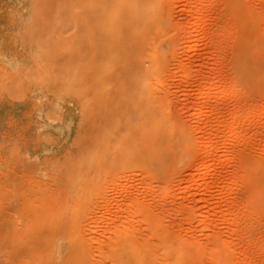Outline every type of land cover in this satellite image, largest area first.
I'll return each instance as SVG.
<instances>
[{
    "label": "rangeland",
    "instance_id": "rangeland-1",
    "mask_svg": "<svg viewBox=\"0 0 264 264\" xmlns=\"http://www.w3.org/2000/svg\"><path fill=\"white\" fill-rule=\"evenodd\" d=\"M189 1L191 0H0V264H36L35 262L40 259L41 255L44 254L43 251L45 252L49 247L46 236H48V234L52 230L63 227L65 220L69 221L71 224L81 223L82 225L80 224V227L82 228H84L83 224L85 223V227L87 228V230L90 227L103 229L110 226L109 224H111V222L109 221L111 219L109 220V218H111L116 209L118 210V207L119 209L121 207H124L122 206L124 201L123 197L127 198V195L135 194H140L141 197L144 196L142 200L146 198V208L148 206H151L150 208L153 210L152 212V210L148 207L149 210H145L143 212V216L141 215V213L139 215V212L137 213L139 216L133 212L134 215H137L135 218L136 220L137 217L144 219H138L137 222L138 225L141 223L140 226H145L146 224H148L151 227H156V224L158 226V222L161 221L160 223L162 224V227H182L183 230H185L186 228L188 229L190 226L193 227L195 225L194 228L198 229L200 227L201 229L202 223L203 225H206V223L209 221L208 219H210L212 216V218L214 219L211 220L214 222L216 221L215 225H217V227H215L221 229V231H223V234L228 235L231 224H229L227 221H224L223 218H230V215L232 216V214H225L228 213L225 210H228V206H230L232 202H234L235 205L238 204L237 206H234L237 209L242 206L240 208L241 210L239 209L238 211V213L240 212L239 215L241 216L242 220L239 219L240 227L239 230L236 231V235L238 234L237 238L241 237L243 239L242 241L245 243L244 245H242V247H236L235 250L239 252L236 251L235 253L234 250V253L236 254L234 255V257L239 256L237 259L241 261L246 252L245 250L251 249V251H253L255 255L253 261L248 264H264V252H262L264 251V210H262V213L260 214L262 216L260 217L261 219H259L258 215H256L258 213L256 209H252L256 213L254 211H251L250 208L248 211V209H246L248 206V197L246 196L248 195V192L243 193L246 192L245 188L244 191L241 190L239 191L240 193L237 192L236 194L231 192L230 190L228 191L230 180L227 179L234 169V171H236V169L238 168V172H241V169H239L240 166L238 167V162L231 161L233 163H230L228 160V155L230 154V150L232 148L239 150L241 149L243 151L245 150L244 152L249 157V160L253 161V163L259 156L262 157H259L258 159L261 158V160L264 161V34L259 31V26L261 27V25L259 24L264 19L263 16H261L262 20L259 17L264 13V0H232V2L230 0H222V2L225 3L224 5L221 3V7L219 6V8L216 9H207V16L209 20L207 22L208 26L206 25L205 27L208 29H214L220 34L223 33L222 35L225 36V39L227 41V48L225 50V54L227 56H225V62L229 69L227 72V76L231 78V80L233 78V83L235 82L233 88H230L229 85L224 88L223 95L220 98H216V94L218 92L217 88L212 89L209 94L202 96V93L206 89L207 83H195L190 79H188L187 81L183 80L182 82L180 76H178L179 74L176 70L177 67L175 68L174 62H177L175 61L177 57V59L179 60L187 59L188 61H190L193 65V68H195L196 70L201 69L204 64L201 59L202 55H206L207 57H209V67H211V70L217 67V65L215 64V54L210 49L209 45L210 43H214L215 38L203 37L205 28L203 23L198 22L200 11L196 7L197 5L194 3L196 1L193 0V7L190 10L191 12H189V8L187 7V3ZM233 2L234 6H232V4V7L230 8L229 6ZM207 7L208 6H206V8ZM262 10L263 13L261 12ZM252 12L255 15H258L259 12L262 13L258 17H254L256 18L257 23L253 20ZM235 20H239L240 22L236 21L239 24L244 23V25L242 26L240 24L241 27L238 25V23H236L235 25H238L236 28L240 29V31H237V34H235V36H239L238 40L241 44L240 49L228 43V40L231 38L229 37L231 36V33H229L231 29L230 24H232V21H234L233 24H235ZM228 23L229 25H227ZM214 24H218L216 26L217 28L214 26ZM189 30H191V34L193 36L191 34L189 36L184 35ZM244 34H247V37L245 36L244 38ZM126 35H128L129 38H127ZM141 35L143 36L141 37ZM226 35L228 36V38H226ZM136 36H139L141 38L139 39ZM154 36L157 38L159 45H161V51L166 55L167 61H170L169 63L172 64H168V66L171 67H169V69L172 70H170V72L168 73L169 75H171L168 76L169 78L166 77L167 75H165L166 81L164 82L169 87L167 89V93L166 89H160L161 92L164 91L163 94L159 93V89L152 88L155 91V94L151 93L153 91L152 89L151 91H149V94L151 93V98L149 99V102L148 100L146 101L147 105H149L150 107L154 106L152 107V109L160 112L161 108L164 107L162 105L166 104L165 106L167 110L173 116H176V118L178 119L183 118V120L180 119V121L190 124L191 133H187V131H185L186 135H183V140H185L184 142L181 138L183 137L182 134L184 132H182V130L184 129L175 128L173 133L175 148L170 151L171 153L169 152L164 156L162 155L159 159L145 160V156L140 153L141 151H143L141 146H138L136 148L133 144H131L133 146L132 149L130 148V146H126L125 149L117 148V143L114 140V133L112 132L113 126L115 125V120H113L114 116L112 114L114 112V109H121V106H123V104L124 107L127 108V99L125 102L126 96L128 95L131 99V97L136 94L135 92L137 89L127 87V85L124 84L121 85L122 88H119V83H117L118 87H116L115 81H112L111 78H109L110 76L108 73V75H106L109 76L107 79L106 76L100 75L101 73H98V75L94 74L95 76H97L96 78L94 75H90L91 73L93 74L95 70L94 66H98L96 60L99 58L96 59V55L97 57L101 56L104 58V56H106L105 54H109L107 56V59L109 60V57L111 55H122L126 54L125 52L127 51V54H130V51L132 53L131 49L133 47L134 50L137 49L138 46V49L142 51V46L145 45L148 37L149 39L151 37L154 39ZM25 37L28 39H25ZM97 37H99L100 39ZM131 37L133 39L129 40L131 39ZM191 38L192 40H195L196 47L190 57L188 56L187 46L191 44V41H188ZM98 40H100V42ZM57 41H59L60 43H58ZM129 41L132 42L129 43ZM137 41L143 42H139L140 45H138L136 44ZM79 42H81V46L77 45V43ZM126 42L129 43V45ZM134 43L136 45H134ZM86 45L88 48L86 47ZM57 47L60 49H58ZM102 47L107 48V51L106 49H104V51H106L104 52ZM127 47L129 49L126 50ZM86 48L88 50H86ZM48 49L51 50L48 51ZM59 50L61 51L60 53H58ZM85 50L87 52H85ZM95 50L97 51L95 52ZM233 50H236V52H240L241 54H243L242 58H244L239 65L240 71H237L238 68H234L236 67L234 66V61L229 57L230 54L231 56H233L236 53ZM115 51H117V53ZM44 52L49 56H47ZM48 52L50 53L48 54ZM54 58H58L60 62H58V59L57 61L55 59L53 62L56 61V63L58 64L53 63L51 59ZM69 58L70 63L68 64ZM83 58H86L87 61L89 60V62L91 61L90 63L93 66ZM93 58H95V60ZM63 59H65V62ZM104 59H106V57ZM106 60H102L104 64H101L100 62L99 63L101 65H106ZM61 61L65 64H63ZM61 63L63 67L60 65ZM52 64H54V66ZM50 65H52V67ZM69 65H72V67L70 66V69L68 67ZM85 65L87 66L85 67ZM90 65L94 67V69ZM58 66L59 68L61 67L60 69L62 71L58 68ZM77 66L78 68H76ZM79 66L80 68H82L80 69ZM37 67L38 69H36ZM73 67L75 68V71H73ZM90 67L91 73L89 72ZM64 68L68 69L66 70ZM173 68L175 70H173ZM39 69L41 70V72ZM77 69L78 72L83 71L86 74L84 76L83 72L79 73L80 75L77 74ZM105 69H108V67ZM95 71L97 72L98 69H96ZM100 71L103 72L102 69H100ZM172 71L174 72L172 73ZM62 72L63 76L65 75L64 77L61 76ZM87 72L89 73V77L93 80L85 79V81L84 79H82L88 76ZM67 73L70 74V76ZM73 73H76V75H74ZM30 74L33 75L31 78ZM51 77L53 78V80H51ZM80 77L82 80H84V83L81 82L82 80H79ZM71 78L73 81L70 80ZM167 78L169 81L167 80ZM18 79L19 81H16ZM109 79L114 83H111L112 85L110 86V90L113 89L112 86H114V89L116 87L115 91L119 89L117 91L119 95H125L122 98H119V96L117 97L119 98V102L118 100L114 99L115 97L113 98V95L111 99H109L111 94L109 96L107 94V97L109 98H105V100H112L111 103L108 102L109 100L105 102V100L101 99V103H106L104 104V107H106V109V105H109L108 109H110L109 111H111V115H108L107 112V117L111 116V118H113H108V121L110 120L111 125H108L109 127H105L107 128L106 130L104 129L103 121L106 123L107 119H100L101 116L106 117V113H103V104L101 105V109L99 110V105L101 103L99 105L97 103L96 105H98L99 107H96V105L91 101H96L94 99H98V90L95 91L96 88L94 87H97V85H100V83L102 84L101 88L99 89L97 87L99 90H102L100 95L108 92L107 87L108 85H110L109 82H111ZM3 80H5V82ZM179 80H181L180 84ZM85 82L87 83V86L85 85ZM92 82L94 86L90 87V85H92ZM16 85L17 87H14ZM72 87H75V89ZM104 87L106 88V90ZM124 87L128 88V90H125ZM77 88L81 89V94L84 92L83 96L79 93L80 89ZM123 90H125V93H123ZM130 90H132L133 92H131ZM77 91L79 94L77 93ZM104 91L106 92L104 93ZM156 91L162 97L164 96L162 100H160L162 97L159 99L160 96L156 93ZM89 92H92L94 96H90ZM117 92H114V95H118ZM156 94L158 95V99H155L157 98L155 96ZM165 95L169 97L167 100L165 98ZM99 97L101 98L102 96ZM120 99H123V103L120 102ZM169 99L172 100L169 101ZM114 100L116 101L115 104L118 106L114 104ZM164 100H166L164 104L158 105L159 102L163 103L161 101ZM167 101H169L168 104L166 103ZM235 101H238L241 105L237 108V113L240 118L237 119V123L240 125L241 123L242 125L244 123V129L241 134L242 136L240 135L239 137H236L233 140L232 144L229 145L230 147L232 146V148L230 149V147L227 146L226 138L228 134L227 129H229L230 125L232 124L229 115L231 112V107H235L233 103ZM92 103L94 104V106ZM249 103H251L252 105L250 106ZM174 104H176V106ZM247 104L248 106L253 108V110L251 109V114H249V117H247L246 119L245 111L248 107ZM110 105H114L115 108L114 106ZM168 105L169 107H167ZM234 107H232V109ZM219 108L221 111H219L218 115L221 116L218 117L216 116V111L218 112L217 109ZM91 109H97L98 111H95L99 113L96 114V112L93 111V116L91 117ZM118 109H115V111H118ZM128 110L129 109L127 108V111ZM100 113L104 115H100ZM129 113L131 116V112ZM98 115L100 116V118H98ZM87 118L88 120H86ZM92 121H94V123ZM99 122L102 123V126ZM108 124L110 123L108 122ZM122 124L123 122L120 123V127H122ZM216 126L224 128L222 129L219 138L214 137V139H217V142L215 143L216 149L214 148L217 151H214L212 154H206V156L203 157L201 156L200 158L199 151L201 150L199 149L204 147L203 141H209L211 140L210 138H212L213 140L214 134H212V130L214 132L213 128H215ZM194 128L195 130H193ZM96 131H98V134H100L96 135ZM101 131L102 133L105 132L106 134L104 135L105 137L103 138V140L102 138H100V141L98 136L102 137ZM86 133L91 134L87 136ZM94 137L96 138L95 140ZM194 138L196 139L194 140ZM102 141L106 143H103L104 145L103 147H101L102 149H100L99 147L100 150L98 151L97 145L98 143H102ZM83 143H85V145ZM113 144H115L114 148L116 150L113 148ZM86 145H92L93 147H88ZM103 148H108V156L106 155L104 157L102 155L104 153ZM138 148L140 149V151L134 150ZM254 148L258 149L256 150ZM94 149L95 154H99L98 152H100L99 155L101 158L97 155V157L95 156V154L93 153ZM89 150L92 151L91 155L95 157L96 161L94 158H92L91 155H89L90 153L88 154L89 156H87L86 153H88ZM110 150H112V152ZM121 150H123L124 153ZM79 152L82 153L80 154ZM245 153L244 155H246ZM119 155H122V157L118 158L117 156ZM110 156L112 158H110ZM253 156L257 158H254ZM87 157H89V159H92L89 161ZM99 160H102V164H104L102 165L101 162L99 163ZM82 162L85 163H83L84 166ZM91 163H94V165L96 164L95 166L93 165L94 170L93 167H90L92 166ZM77 164L79 165L77 166ZM89 164L90 166H87ZM81 168L83 169L84 173ZM84 168L87 170V172L86 170H84ZM231 168L234 169L232 170ZM254 168L258 169V167L256 166ZM68 169H70L69 172ZM262 169L263 172H261ZM72 170L78 172H76L77 175L74 177H76L79 182L76 181V179H73V175L76 173H74ZM91 170L94 172H99V175L96 173L97 176H94V172H89V175L88 171ZM145 170L155 180L152 185L146 183L145 181V176L141 172L143 171V173H146ZM85 172L87 174H85ZM218 172L223 173L221 174ZM157 173H159L160 175ZM254 173L257 178H259V183L261 182V188L264 189V167L259 168V170L254 171ZM58 174H60L61 176H59ZM79 174L80 179H78ZM220 176L225 179V182L223 181L224 183L221 182L222 184L218 183L220 181L218 177ZM86 178H89V180L87 179L86 181ZM74 180L76 184L74 183ZM59 181L62 183H60ZM207 181L211 182L213 188L211 187L210 182L208 183L209 185L206 186ZM73 183L75 185H78L80 189L76 188V186H72ZM94 183L95 185H93ZM161 184H164V187ZM61 186L62 188H65V193L63 190H61ZM70 186L75 188V190H73V188H67ZM158 186H162L163 189L161 190ZM207 187H209L210 191ZM57 188L61 190L60 193L62 192L61 194L64 196L63 197L60 194V196L64 198L63 199L61 197V202L56 200L57 198H55L56 196H59V191H57ZM81 189H84V191L86 190V192L87 190L88 192L91 191L89 193H92V196L94 198L91 197L90 199L91 195L88 194L90 195L89 198L84 200V198L88 196L84 197L83 191ZM72 190L73 192H76H74L75 194L70 195ZM19 191L21 193H18ZM151 191L152 193H149ZM43 192L46 194H44ZM203 192L206 193L207 196ZM227 192H229L230 194ZM56 193L58 195H56ZM17 194L21 196H18ZM147 194L153 195L149 196ZM148 196L150 197V199L148 198ZM234 197L237 198L233 199ZM203 198H205V200ZM33 199L36 202H34ZM151 200L152 202L154 200L153 203L155 205L151 203ZM30 201L32 202L31 204ZM54 201H56L55 203L58 204L55 205ZM51 203L54 204V208H51V206H53ZM180 203L183 204L182 206L187 205V207H183L180 211ZM260 203L263 204L264 208V195L261 198ZM62 204H67V208L65 207L66 205L63 206ZM68 205H73V209L72 207L68 208ZM84 205L85 210H83V208L82 210L86 212H84V217H82L80 216L81 213L79 212L78 208L84 207ZM57 206H59L58 209L56 208ZM74 206L77 207L75 208ZM166 207L168 208L165 209ZM64 208H66V210L68 209L66 213ZM184 208L186 210H190L193 208V210L196 211L194 217L190 218L186 211L183 212L185 210ZM212 208L216 211L215 213L212 212L213 214L209 213V211H212ZM52 209L54 211H52ZM154 209L157 210L155 211ZM243 211L244 213L242 214L241 212ZM62 212L66 216L63 215ZM78 212L80 214H78ZM178 212H181V214H179ZM56 213H58V215H55ZM87 213H89L88 217ZM93 214L95 216V221H93L92 218ZM50 215L52 216V218ZM122 215H125V212ZM68 216H70V218ZM79 216L81 217V219L83 218L81 221ZM245 216L246 219H244ZM75 217L77 218L75 219ZM184 218H187L190 221H186L187 219ZM255 218L258 220H256ZM26 219L29 221V223ZM62 219H64V222ZM54 221H56L57 223H55ZM219 223H221L222 225ZM87 224L89 225V227ZM92 225L95 226L93 227ZM100 225L103 226L101 227ZM24 227L26 231L24 230ZM28 227H30V229ZM200 229L195 230L196 234H194L193 236H197L196 238L199 237L198 239L200 241L206 242V239L209 237L205 235L203 228L201 230ZM225 235L223 236L225 237ZM225 238L230 239V237ZM234 238L236 239V237ZM43 240H45V242ZM247 241H250V243H248ZM43 243H45L44 246ZM246 243H248L250 246ZM34 248L37 249L35 250ZM31 250L35 252L33 253L34 255L37 254L35 256L31 254L32 256H34L32 257L34 258V260L37 256V260L35 262L32 259L33 263L30 261V252H32ZM27 252L29 254H27ZM255 256L258 258H256ZM199 257L190 256L187 258L184 264H203L202 262H206V260H204L205 257H207L206 255H203L200 258ZM26 259L30 262L26 261ZM57 260L59 259H53L51 260V262H55ZM240 263L247 264L242 261Z\"/></svg>",
    "mask_w": 264,
    "mask_h": 264
},
{
    "label": "bare ground",
    "instance_id": "bare-ground-1",
    "mask_svg": "<svg viewBox=\"0 0 264 264\" xmlns=\"http://www.w3.org/2000/svg\"><path fill=\"white\" fill-rule=\"evenodd\" d=\"M196 2H194L197 6V8L199 9V11H200V16H199V18H198V22H200V23H203V25H204V28H205V31L203 32V37L204 38H212V37H214L215 38V41H214V43L212 44V43H210L209 45H210V49L214 52V56H215V64L217 65V67L216 68H214V69H212L211 70V67H209L210 65H209V57H207L206 55H202V61H203V67L201 68V69H198V70H196L195 68H193V65H192V63L190 62V61H188L187 59H177V57H176V59H175V61H177V62H174L175 63V68L177 67V73L179 74H177L178 76H180V79L182 80V82H183V80L185 81H187L188 79H190V80H192V82H195V83H207V85H206V89H205V91L202 93V96H205V95H207V94H209L210 92H211V90L212 89H214V88H217L218 89V92H217V94H216V98H220V97H222V95H223V90H224V88H226L228 85L230 86V88H233L234 87V83H233V78H232V80H231V78H229L228 76H227V72H228V67H227V64H226V62H225V59H226V57L225 56H227L226 54H225V50H226V45H227V41H226V39H225V36L224 35H222L223 33H219V32H217L216 30H214V29H208V28H206L205 26L207 25V22H208V16H207V9L209 8H214V9H216V8H219V6L221 5V3L224 5V3L222 2V0H195ZM231 2H232V0H230ZM233 4V5H232ZM234 6V2L233 3H231L230 4V8L232 7V6ZM20 6V5H19ZM206 6H208L207 8H206ZM253 6V5H252ZM251 6V7H252ZM263 6V5H262ZM187 7L189 8V12H191L190 10H191V8L193 7V0H191V1H189L188 3H187ZM221 7V6H220ZM238 7V6H237ZM250 7V6H249ZM254 7V6H253ZM256 7V6H255ZM261 9H262V7H261ZM230 10V9H229ZM249 10H250V8H249ZM253 10V9H252ZM251 10V11H252ZM257 10V9H256ZM208 11H210V10H208ZM259 11V10H258ZM257 11V12H258ZM248 12V11H247ZM254 12V11H253ZM252 12V16H253V20L254 21H256V18H254V17H258L260 14H262L263 13V10L261 11L262 13H260L259 12V14L258 15H255L254 13ZM249 13V12H248ZM256 13V12H255ZM257 14V13H256ZM19 15V14H18ZM209 15V14H208ZM247 16V15H246ZM261 16H263V18H264V13H263V15H260L259 17L261 18ZM244 17V16H243ZM249 19H250V17H249ZM248 20V19H247ZM261 20H262V18H261ZM260 20V21H261ZM236 21H238V22H240L239 20H235V24H233V22L234 21H232V24H230L231 25V29H230V31H229V29H228V31H229V33H231V36H229V37H231L229 40H228V43L229 44H231L232 46H234V47H236V48H238V49H240V46H241V44H240V42H239V40H238V38H239V36H235V34H237V31H240V29L238 28H236L238 25L240 26V24L238 23V22H236ZM243 21V20H242ZM259 21V22H260ZM219 22V21H218ZM215 23V22H214ZM217 23V22H216ZM236 23H238V25L237 26H235L236 25ZM252 23V22H251ZM253 23H255V22H253ZM256 23H257V21H256ZM209 24V23H208ZM218 24H214V26L216 27ZM227 25H229V23L227 24ZM242 25H244V23L243 24H241V26ZM259 25H261V27L259 26ZM258 26H259V31H261L263 34H264V19L260 22V24H259ZM208 26V25H207ZM240 26V27H241ZM228 27H230V26H228ZM250 27V26H249ZM217 28V27H216ZM224 28V27H223ZM28 29V28H27ZM246 29V28H245ZM223 30V29H222ZM26 31V30H25ZM236 31V32H235ZM260 32V33H261ZM248 33V32H247ZM187 34V35H186ZM186 34H184L185 36H189L190 34H191V30H189ZM192 35V34H191ZM25 36V35H24ZM127 36V38H129L128 37V35H126ZM140 36V35H139ZM139 36H136V37H138L139 39L143 36V35H141V37H139ZM193 36V35H192ZM227 36V35H226ZM244 36V38H245V36L247 37V34H244L243 35ZM28 37V36H27ZM113 37V36H112ZM161 37V36H160ZM159 37V38H160ZM97 38H99V37H97ZM110 38V37H109ZM187 38V37H186ZM226 38H228V36L226 37ZM240 38H241V36H240ZM25 39H28V38H26L25 37ZM100 39V38H99ZM133 38L131 37V39H129V40H132ZM139 39H136V40H139ZM23 40V39H22ZM37 40V39H36ZM53 40V39H52ZM108 40V39H107ZM126 40H128V39H126ZM185 40V39H184ZM56 41V40H55ZM54 41V42H55ZM99 42H100V40H98ZM188 41H191V44H189L188 46H187V50H188V56H190L191 57V54H192V52H193V50L195 49V47H196V44H195V40H192V38L191 39H189ZM230 41V42H229ZM27 42V41H26ZM25 42V43H26ZM53 42V43H54ZM58 43H60L59 41H57ZM83 42V41H82ZM92 42V41H91ZM104 42V41H103ZM125 42V41H124ZM123 42V43H124ZM128 42V41H127ZM126 42V43H127ZM132 42V41H131ZM130 41H129V43H131ZM140 43H142L143 41H139ZM139 42L137 41L136 42V44H138V45H140L139 44ZM32 43V42H31ZM36 43H37V41H36ZM46 43H47V41H46ZM56 43V42H55ZM80 43V44H79ZM79 43H77V45L78 46H81V42H79ZM96 43H98V42H96ZM102 43V42H101ZM129 43H127L128 45H129ZM52 44V43H51ZM57 44V43H56ZM75 44H76V42H75ZM74 44V45H75ZM92 44V43H91ZM125 44V43H124ZM133 44V43H132ZM135 43H134V45H136ZM228 44V45H229ZM49 45H50V41H49ZM48 45V46H49ZM93 45H95V44H93ZM126 45V44H125ZM131 45V44H130ZM72 46V45H71ZM84 46H85V44H84ZM133 46V45H132ZM86 47H87V45H86ZM58 48V47H57ZM88 48V47H87ZM86 48V50H88ZM93 48H95V47H93ZM103 48V51H104V49H106V51H107V48H105V47H102ZM110 48V47H109ZM130 48H131V46H130ZM134 48V47H133ZM133 48L131 49L132 50V53H134V54H132L131 53V51L129 52L130 54H127L128 53V51L127 52H125L126 54H122V55H111L110 57H109V60L107 59V56L109 55H107V54H105L106 56H104V58L106 57V59L108 60H106V59H104L103 57H97V55H96V59L97 58H99V59H97L96 60V62L98 63L97 65L98 66H94L95 67V70L96 69H98V71H100V69H102V71L104 72H96L95 70H94V72H93V74L90 72V69H91V67L93 66L90 62H89V60L87 61V59H86V61L89 63V64H91L90 66V68H89V72L91 73V75L90 76H93L94 74H96V75H98V73H101L100 75H104V76H106V75H108L109 74V76H106V79L109 77V78H111V80L113 81H115V86L116 87H118V84L117 83H119V85H120V87L119 88H122V84H124V85H127V87H131V88H136L137 90H136V94H134L132 97H131V99H130V97L127 95L126 96V98H125V102H126V99H127V108L129 109L128 111H127V108L126 107H124V104H123V106H121L122 108V110L121 109H118V108H115V106L114 105H110V106H114V108L115 109H118V111H115V109H114V112L112 113L113 114V116H114V119L113 118H111V116H109L110 117V119H113V120H115V125L113 126V135H114V140L116 141V143H117V148H119V149H125V147L127 146H130V148L132 149V145L131 144H133L136 148L139 146H141L142 147V150L143 151H141L140 153H142L144 156H145V160H147V159H159L162 155L164 156L165 154H168L170 151H172L174 148H175V143H174V141H173V133H174V129L175 128H179V129H184V130H182V132H184L185 133V131H187V133H191L190 131H191V126H190V124H187L186 122L184 123L183 121H180V119H182L183 120V118H176V116H173L168 110H167V108H166V104L165 105H162V104H164V102L169 98L168 96H166L165 98H166V100H164V101H161V102H163V103H160L159 102V104L158 105H162V106H164L163 108H161V111L160 112H158V111H156V110H154V109H152V107H154V106H152V107H150L149 105H147V100H148V102H149V99L151 98V96H150V94L152 93V94H155V91L152 89V88H154V89H159V91H160V89H163V90H165L166 89V93H167V89L169 88L168 87V85L164 82V81H166V77H168V76H171V75H169L168 73L170 72V70H172V69H169V67L170 66H168V64L169 65H172V64H170L169 62L170 61H167V58H166V55L165 54H163L162 53V51H161V45H159V42L157 41V38L154 36V39L151 37L150 39H149V37H148V39H147V41H146V43H145V45H143L142 46V51H140V49H138V46H137V49H134L133 50ZM58 49H60V48H58ZM116 49V48H115ZM127 49H129L128 47L126 48V50ZM231 49V48H230ZM49 50H51V49H48V51ZM63 50V49H62ZM71 50H73V49H71ZM85 50V52H87ZM100 50V49H99ZM98 50V51H99ZM138 50V51H137ZM45 51V50H44ZM93 51V50H92ZM97 50H95V52H96ZM102 51V52H103ZM106 51H104V52H106ZM113 51V50H112ZM112 51H111V53H112ZM120 51V50H119ZM134 51V52H133ZM167 51V50H166ZM177 51V50H176ZM228 51V50H227ZM234 51V50H233ZM61 51L59 50V52L58 53H60ZM64 52V51H63ZM78 52V51H77ZM116 53H117V51H115ZM168 52V51H167ZM234 52H236V50L234 51ZM45 53V52H44ZM50 52H48V54H49ZM73 53H75V52H73ZM91 53H93V52H91ZM46 54V53H45ZM54 54V53H53ZM63 54V53H62ZM80 54H82V53H80ZM88 54H89V52H88ZM120 54V53H119ZM176 54H177V52H176ZM47 55V54H46ZM64 55V54H63ZM71 55V54H70ZM94 55H95V53H94ZM93 55V56H94ZM173 55V54H172ZM233 55V54H232ZM47 56H49V55H47ZM171 56V55H170ZM180 56V55H179ZM242 56H243V54H241L240 52H236L233 56H231V54H230V58L234 61V66H236V67H234L235 69H237V71L239 70V68H240V64H241V61H242V59L244 58H242ZM65 57V56H64ZM73 57V56H72ZM91 57V56H90ZM173 57V56H172ZM42 58V57H41ZM66 58V57H65ZM95 58H93L94 60H95ZM103 58V59H102ZM183 58V57H182ZM229 58V59H230ZM249 58V57H248ZM56 59V61H57V59L58 58H54V59H51L52 60V62L54 61ZM76 59V58H75ZM84 59V58H83ZM84 59V60H85ZM104 61V60H106V62L105 63H107L106 65H101V64H104V62L102 61V60ZM207 59H208V61H207ZM64 60V62H65V59H63ZM62 60V61H63ZM99 60V61H98ZM49 61V60H48ZM56 61L55 62H53V63H56ZM61 61V62H62ZM67 61H68V58H67ZM66 61V62H67ZM78 61H80V60H78ZM227 61V60H226ZM249 61V60H248ZM247 61V62H248ZM45 62V61H44ZM58 62H60L59 61V59H58ZM84 62V61H83ZM101 64H100V63ZM103 62V63H102ZM63 63V62H62ZM62 63L60 64L62 67H63V65H62ZM70 63V58H69V62H68V64ZM71 63H73V62H71ZM81 63H82V61H81ZM87 63V64H88ZM56 64H58V63H56ZM55 64V65H56ZM63 64H65V63H63ZM75 64V63H74ZM78 64V63H77ZM226 64V65H225ZM19 65V64H18ZM53 66H54V64H52ZM52 65H50L51 67H52ZM38 66V65H37ZM49 66V67H50ZM70 66L72 67V65H69L68 67H69V69H70ZM75 66V65H74ZM83 66H84V64H83ZM87 65H85V67H86ZM105 66V67H104ZM19 67V66H18ZM94 67H92L93 69H94ZM99 67H101V68H99ZM102 67H104V68H102ZM108 67V69H105V68H107ZM232 67V66H231ZM44 68V67H43ZM47 68V67H46ZM55 68V67H54ZM58 68H59V66H58ZM57 68V69H58ZM61 68V67H60ZM59 68V69H60ZM74 68V67H73ZM76 68H78V66L76 67ZM79 68H80V66H79ZM82 68V67H81ZM80 68V69H81ZM171 68V67H170ZM243 68V67H242ZM31 69V68H30ZM36 69H38V67L36 68ZM56 69V68H55ZM58 69V70H59ZM63 69V68H62ZM64 69H68V68H64ZM72 69V68H71ZM79 69V70H80ZM231 69V68H230ZM40 70V69H39ZM46 70V69H45ZM61 70V69H60ZM59 70V71H60ZM65 70V71H66ZM73 70V69H72ZM87 70V69H86ZM108 70V71H107ZM173 70H175L174 68H173ZM15 71V70H14ZM18 71V70H17ZM36 71V70H35ZM48 71V70H47ZM58 71V72H59ZM62 71V70H61ZM73 71H75V68H74V70ZM72 71V72H73ZM88 71V70H87ZM240 71V70H239ZM12 72V71H11ZM27 72V71H26ZM40 72H41V70H40ZM78 72V69L76 70V73ZM81 72H83V71H81ZM81 72H78L77 74H79V73H81ZM96 72V73H95ZM106 72V73H105ZM110 72V73H109ZM174 71H172V73H173ZM13 73V72H12ZM43 73V72H42ZM49 73V72H48ZM52 73H53V71H52ZM76 73L74 74V75H76ZM84 74H83V76L86 74L85 72H83ZM88 73V72H87ZM108 73V74H107ZM171 73V74H172ZM33 74V73H32ZM32 74H30L31 76H30V78L33 76ZM62 75L61 76H63V72L61 73ZM68 74V73H67ZM66 74V75H67ZM174 74H176V73H174ZM245 74V73H244ZM14 75V74H13ZM12 75V76H13ZM46 75H49V74H46ZM69 76H70V74H68ZM80 75V74H79ZM78 75V76H79ZM165 75H167L166 77H165ZM17 76V75H16ZM20 76V75H19ZM55 76H57V75H55ZM58 76H59V74H58ZM65 76V75H64ZM63 76V77H64ZM77 76V77H78ZM82 76V77H83ZM95 76V75H94ZM177 76V77H178ZM14 77V76H13ZM54 77V76H53ZM86 77H88V78H86ZM86 77H84V78H82V79H91V80H93L92 78H90L89 77V73H88V76H86ZM97 76H95V78H96ZM16 78V77H15ZM39 78V77H38ZM52 78V77H51ZM55 78V77H54ZM67 78V77H66ZM169 78V77H168ZM168 78H167V80H168ZM174 78H175V75H174ZM33 79V78H32ZM35 79V78H34ZM42 79V78H41ZM81 79V77H80V81L82 80ZM165 79V80H164ZM12 80V79H11ZM51 80H53V78L51 79ZM70 80H72V78L70 79ZM84 80H82L81 82H83L84 83ZM105 80V79H104ZM110 80V79H109ZM110 80V81H111ZM181 80H179V84H180V82H181ZM4 82H5V80H3ZM16 81H19V79L18 80H16ZM15 81V82H16ZM20 81H22V80H20ZM42 81V80H41ZM56 81H58V80H56ZM64 81V80H63ZM73 81V80H72ZM79 81V82H80ZM86 81V80H85ZM109 82L110 83V85H108V87H107V89H108V92L107 93H105L106 91H104V93L106 94H103V95H100L101 94V91L102 90H99L100 88H101V83H100V85H97V87L99 88H97V87H94V88H96L95 89V91H97L98 92V94L99 95H97L98 96V99H94V100H96V101H91V102H93L95 105L98 103V105L101 103V99L102 100H105V98L107 97V94H108V96L110 95V98L109 97H107V98H109V99H111V97H112V95H113V98L115 99V100H118V102H119V98H122L124 95H119L118 94V90L117 91H115L116 90V87H115V89H114V86H112L113 87V89H111L110 90V86L112 85L111 83H113V82ZM169 81V80H168ZM14 82V83H15ZM53 82H55V81H53ZM66 82V81H65ZM68 82V81H67ZM17 83V82H16ZM40 83V82H39ZM61 83V82H60ZM69 83V82H68ZM76 83H78V82H76ZM75 83V84H76ZM82 83V84H83ZM91 83V82H90ZM166 85H165V84ZM168 83V82H167ZM1 84V83H0ZM3 84V83H2ZM57 84V83H56ZM62 84H63V82H62ZM67 84V83H66ZM66 84H65V86H66ZM87 83L85 82V85H86ZM89 84V83H88ZM107 84V83H106ZM114 84V83H113ZM11 85H12V83H11ZM23 85V84H22ZM170 85V84H169ZM28 86V85H27ZM87 86V85H86ZM92 86H94L93 85V82H92V85H90V87H92ZM172 86V85H171ZM170 86V87H171ZM174 86V85H173ZM13 87V86H12ZM14 87H17V85L16 86H14ZM55 87V86H54ZM64 87V86H63ZM62 87V88H63ZM105 87H106V85H105ZM104 87V88H105ZM25 88V87H24ZM27 88V87H26ZM72 88H74L75 89V87H72ZM77 89H80V88H77ZM124 89L126 90H128V88H125L124 87ZM151 89L153 90L150 94H149V91H151ZM105 90H106V88H105ZM125 90H123V93H125ZM162 90V91H163ZM3 91V90H2ZM81 89L79 90V93L81 94ZM111 91H113V92H111ZM131 92H133L132 90H130ZM233 91V90H232ZM237 91V90H236ZM100 92V93H99ZM114 92H117V94L118 95H114ZM128 92V91H127ZM154 92V93H153ZM164 92V91H163ZM163 92H159V93H163ZM170 92V91H169ZM168 92V93H169ZM231 92V91H230ZM20 93V92H19ZM58 93V92H57ZM77 93H78V91H77ZM78 93V94H79ZM84 93V92H83ZM83 93L81 94L82 96H83ZM88 93V92H87ZM156 93H157V91H156ZM89 94H90V96L92 95V96H94L93 95V93L91 92H89ZM158 94V93H157ZM155 95L156 97L159 95ZM164 94V93H163ZM231 94V93H230ZM79 96V95H78ZM99 96H102L101 98L99 97ZM119 96V98H117ZM160 97H159V99L162 97L161 95H159ZM239 97V96H238ZM155 98V97H154ZM164 98V96L160 99V100H162ZM77 99H79V98H77ZM108 99V100H109ZM124 99V98H123ZM122 99V100H123ZM155 99H158V97L157 98H155ZM91 100V99H90ZM108 100H105V102L106 101H108ZM114 100V104H115V101ZM122 100L120 99V102H122ZM172 100V99H171ZM170 99H169V101H171ZM99 101V102H98ZM169 101H167L166 103L168 104L169 103ZM238 101H240V100H238ZM238 101H235V102H233L234 103V105H235V107L234 106H232V107H234L233 109H232V107H231V112H230V117L229 118H231V121H232V124L230 125V128L229 129H227V131H228V134H227V138H226V143H227V146H229V145H231L232 144V142H233V140L236 138V137H239L241 134H242V132H243V129H244V123H243V125H242V123H241V125L240 124H238L237 122H238V120L237 119H240L239 118V115H238V111H237V108L239 107V106H241L240 105V103L238 102ZM104 102V104H106ZM108 102H112V100L110 101H108ZM158 102V101H157ZM90 103V102H89ZM92 103V104H93ZM123 103V102H122ZM94 104H93V106H94ZM103 103H101L99 106L98 105H96V107H99V110L101 109V105H102ZM104 104H103V107H104ZM151 104V103H150ZM157 104V103H156ZM250 104V106L252 105L251 103H249ZM116 105V104H115ZM153 105H155V104H153ZM175 106H176V104H174ZM88 106H90V105H88ZM107 106V109H108V106L109 105H106ZM116 106H118V105H116ZM119 106V107H120ZM174 106V107H175ZM247 106H248V104H247ZM250 106H248L247 108H246V113H245V118L247 119V117H249V114H251V109L253 110V108H251ZM95 107V108H96ZM102 107V108H103ZM167 107H169V105L167 106ZM94 108V107H93ZM105 108V109H104ZM103 108V113L106 115V117H104V116H101V118H100V116L98 117V118H100V119H107V122L105 123L103 120V123H104V129H106L107 130V128H105V127H109L108 125H111V122H110V120L108 121V118L109 117H107L108 115H111V111H109L110 109H106V107H104ZM178 108V107H177ZM177 108H175V109H177ZM92 111H91V113H92V115H90L91 117L93 116V111H95V110H97V109H95V110H93V109H91ZM105 110V111H104ZM121 110V111H120ZM180 110V109H179ZM218 110V112L216 111V113H217V115L216 116H221V115H218V113H219V111H221L220 110V108L219 109H217ZM98 111V110H97ZM96 112V111H95ZM107 112H108V115H107ZM110 112V113H109ZM129 112H131V116H130V113ZM158 112V113H157ZM99 113V112H98ZM97 112H96V114H98ZM129 113V114H128ZM104 114H101L100 113V115H104ZM95 115V114H94ZM89 116V115H88ZM96 116V115H95ZM133 116V117H132ZM243 116V115H242ZM104 117V118H103ZM89 118V117H88ZM88 118L86 119V120H88ZM97 119V118H96ZM105 119V120H106ZM243 119V118H242ZM58 121V120H57ZM97 121V120H96ZM101 121V122H102ZM93 123H94V121H92ZM101 122H99V123H101ZM108 122L110 123V124H108ZM123 122V124H122V127H120V123H122ZM98 123V124H99ZM113 124V123H112ZM117 124H119V125H117ZM90 126V125H89ZM101 126H102V123H101ZM111 127V126H110ZM229 127V126H228ZM89 129H91V128H89ZM96 129V128H95ZM101 129H102V127H101ZM214 129V132H213V130H212V134H214L213 135V140H212V138H210L211 140H209V141H203L204 142V147H200L201 149H199V150H201V151H199V156H200V158H201V156L203 157V156H206V154H212L214 151H217V150H215L216 148H215V143L217 142L216 140L217 139H214V137L215 138H219V136H220V133H221V131H222V129H224V128H221L220 126H216L215 128H213ZM193 130H195V128L193 129ZM192 130V131H193ZM94 131V130H93ZM179 131H181V130H179ZM178 131V132H179ZM245 131V130H244ZM246 131H248V130H246ZM107 132V131H106ZM223 132H224V130H223ZM96 133V135L98 134V131H96L95 132ZM182 134V136L184 135H186V133L185 134ZM89 134H91V133H89ZM89 134H87L86 133V135L88 136ZM93 134V133H92ZM100 134V133H99ZM98 134V135H99ZM106 133L105 132H103L102 133V131H101V135H102V137H100V136H98V138H99V140L101 141V139L100 138H102V140H103V138L105 137L104 135H105ZM109 134H111V133H109ZM194 134V133H193ZM243 135H244V133H243ZM80 136H82V135H80ZM109 136V135H108ZM107 136V137H108ZM184 136L183 137H181L182 138V140H183V138H184ZM242 136V135H241ZM252 136V135H251ZM90 137H91V135H90ZM194 137H196V136H194ZM89 138V137H88ZM111 138V137H110ZM177 138V137H176ZM175 138V139H176ZM188 138V137H187ZM85 139V138H84ZM93 139V138H92ZM96 138L94 137V140H95ZM186 139V138H185ZM189 139V138H188ZM196 138H194V140H195ZM87 140V139H86ZM105 140V139H104ZM246 140V139H245ZM88 141H90V140H88ZM92 141V140H91ZM99 141V142H100ZM184 142H185V140H183ZM197 141H198V139H197ZM235 141H237V140H235ZM98 142V141H97ZM200 142H202V141H200ZM243 142V141H242ZM106 143V142H103L102 141V143H98V145H97V147H98V151L100 150V149H102L101 147H103V145ZM183 143V142H182ZM199 143V142H198ZM84 145H85V143H83ZM95 144V143H94ZM99 144H100V146H99ZM185 144V143H184ZM200 144V143H199ZM203 144V143H202ZM238 144H240V143H238ZM83 145V146H84ZM257 145H259V144H257ZM86 146H88V145H86ZM92 145H90V146H88V147H91ZM114 146H115V144H113V148H114ZM233 146H235V145H233ZM242 146V145H241ZM261 146V145H260ZM93 147V146H92ZM99 147H100V149H99ZM122 147V148H121ZM189 147V146H188ZM230 147V146H229ZM228 147V148H229ZM262 147V146H261ZM198 148V147H197ZM215 148V149H214ZM232 148V146L230 147V149ZM93 149V148H92ZM104 150H103V156L105 157L106 155L108 156V152H107V149L108 148H103ZM115 149V148H114ZM128 149V148H127ZM192 149V148H191ZM244 149V148H243ZM254 149H256V148H254ZM258 149V148H257ZM256 149V150H257ZM87 150V149H86ZM116 150V149H115ZM129 150V149H128ZM134 150H139L140 151V149L138 148V149H134ZM88 151V150H87ZM95 149L93 150V153L95 154ZM111 152H112V150H110ZM122 152H123V150H121ZM229 151V150H228ZM245 151V150H244ZM243 150H239V149H231L230 150V154L228 155L229 157V162L230 163H233V162H238V167H239V169H241V172H238V168L236 169V171H234L235 169V167L234 168H231L232 170H230V171H232L231 172V175L230 176H228V175H226V176H228V180H230V183H229V187H228V191L230 190L231 192H233V193H237V192H239V191H241V190H243L244 191V188L246 189V192H243V193H247L248 195H246L247 197H248V206H247V208L246 209H248V211H249V208H250V210L251 211H254L255 209L257 210V214L256 215H258V217H259V219H261L260 217H262L260 214L262 213V210H264V208H263V201H262V203H260V200H261V198L263 197V195H264V189L263 188H261V182L259 183V178H257V176L255 175V173H254V171H256V170H259V168H261V167H264V161L263 160H261V158L260 159H258L259 157H262V156H259L258 158L257 157H255V156H257V155H255V156H253L254 158H257V159H255V161H254V163H253V161H251V160H249V157L247 156V154L244 152ZM91 150H89V152L88 153H86L87 154V156H89V155H91ZM121 152V153H122ZM133 152H135V151H133ZM138 152V151H137ZM80 153V152H79ZM78 153V154H79ZM82 153V152H81ZM80 153V154H81ZM90 153V154H89ZM99 154H100V152H98ZM124 153V152H123ZM126 153V152H125ZM128 153V152H127ZM139 153V154H140ZM171 153V152H170ZM244 153L246 154V155H244ZM85 154V155H86ZM89 154V155H88ZM99 154H95V156L97 155L98 157H100V155ZM111 154V153H110ZM136 154V153H135ZM198 154V153H197ZM125 155V154H124ZM124 155H123V157H124ZM127 155V154H126ZM137 155V154H136ZM135 155V156H136ZM253 155V154H252ZM83 156H84V154H83ZM92 156V158H94L95 159V157L93 156V155H91ZM96 156V157H97ZM116 156V155H115ZM264 156V155H263ZM79 157V156H78ZM118 158L119 157H122V155L120 156H117ZM80 158V157H79ZM88 158V160L90 161L91 159H89V157H87ZM101 158V157H100ZM106 158H108V157H106ZM110 158H112L111 156H110ZM138 158V157H137ZM199 158V157H198ZM81 159V158H80ZM79 159V160H80ZM94 159H93V161H94ZM117 159V158H116ZM264 159V158H263ZM79 160H77V161H79ZM98 160V159H97ZM113 160V159H112ZM118 160V159H117ZM161 160V159H160ZM74 161V160H73ZM95 161H96V159H95ZM231 161H233V162H231ZM101 162V164H102V160H99V163ZM108 162V161H107ZM112 162V161H111ZM155 162V161H154ZM71 163V162H70ZM84 162H82V164H83ZM96 163V162H95ZM72 164V163H71ZM85 164V163H84ZM84 164H83V166H84ZM100 164V165H101ZM104 164V163H103ZM102 164V165H103ZM76 165V164H75ZM79 164H77V166H78ZM91 165L92 166H90V164L89 165H87V166H90L91 168L93 167V165H94V163H91ZM96 165V164H95ZM94 165V166H95ZM99 165V164H98ZM101 165V166H102ZM236 165V164H235ZM76 166V167H77ZM82 166V167H83ZM107 166V165H106ZM230 166V165H229ZM258 167V169H255L254 167ZM232 167V166H231ZM237 167V166H236ZM82 169V168H81ZM88 169H89V167H88ZM69 170L70 169H68V172H69ZM75 170H76V168H75ZM84 170H86L85 168H84ZM93 170H94V167H93ZM148 170V169H147ZM151 170V169H150ZM73 171V170H72ZM82 171H83V169H82ZM99 171V170H98ZM74 173H76L77 171H73ZM86 172H87V170H86ZM85 172V174H87ZM89 172H94V171H88V173ZM142 172V174L145 176V181H146V183H148V184H150V185H152L153 184V182H155V180L153 179V177L152 176H150L147 172H146V170H145V172L146 173H143V171H141ZM261 172H263V169L261 170ZM59 173V172H58ZM78 173V172H77ZM77 173L76 174H74L73 175V177L74 176H76L77 175ZM81 173V172H80ZM83 173H84V171H83ZM82 173V174H83ZM99 173V172H94L93 173V175L94 176H97V174ZM105 173V172H104ZM103 173V174H104ZM218 173H221V172H218ZM223 173V172H222ZM221 173V174H222ZM260 173V172H259ZM73 174V173H72ZM157 174H159V173H157ZM59 176H61L60 174H58ZM89 175H90V173H89ZM99 175V174H98ZM160 175V174H159ZM218 175V174H217ZM56 176V175H55ZM222 176V175H221ZM218 177V179L220 180L218 183H221V182H223L225 179L224 178H222V177ZM224 176V175H223ZM262 176V175H261ZM80 177V174H79V176H78V179H80L79 178ZM207 177V176H206ZM205 177V178H206ZM91 178V177H90ZM204 178V179H205ZM210 178V177H209ZM66 179V178H65ZM73 179H76V181H78L77 180V178L76 177H74ZM87 179L89 180V178H86V181H87ZM207 179V178H206ZM217 179V180H218ZM82 180V179H81ZM80 180V181H81ZM194 180V179H193ZM211 180V179H210ZM228 180H226V181H228ZM62 181H64V180H62ZM212 181H215V180H212ZM60 182V181H59ZM79 182V181H78ZM188 182H191V181H188ZM210 181H207L206 182V186L207 185H209L208 183H209ZM225 182V181H224ZM223 182V183H224ZM60 183H62V182H60ZM65 183H67V182H65ZM64 183V184H65ZM74 183H75V180H74ZM73 183V185L72 186H76V188H78V189H80L79 187H78V185H75ZM88 183V182H87ZM164 183H166V182H164ZM192 183H193V181H192ZM203 183H205V182H203ZM216 183V182H215ZM217 183V184H218ZM158 184V183H157ZM198 184V183H197ZM213 184V183H212ZM222 184V183H221ZM93 185H95V183L93 184ZM159 185H160V183H159ZM162 186L164 185V184H161ZM199 185V184H198ZM205 185V184H204ZM210 185H211V182H210ZM214 185V184H213ZM220 185V184H219ZM63 186V185H62ZM62 186L60 187V188H62ZM72 186H70V187H67V188H73ZM82 186V185H81ZM124 186H126V185H124ZM162 186H158V187H160V189L162 190L163 189V187ZM167 186V185H166ZM223 186H225V185H223ZM22 187H23V185H22ZM36 187V186H35ZM50 187V186H49ZM64 187V186H63ZM88 187H89V185H88ZM162 187V188H161ZM202 187V186H201ZM210 187V186H209ZM209 187H207L208 188V190H209ZM211 187L213 188V186L211 185ZM210 187V188H211ZM221 187V186H220ZM48 188V187H47ZM81 188H83V187H81ZM94 188V187H93ZM204 188V187H203ZM38 189V188H37ZM49 189V188H48ZM58 189V190H57ZM56 190L57 191H59L58 193H59V196L57 197L56 195H58L57 193H56V197L55 198H57L56 200H58V201H60L61 200V197L63 196L61 193H60V191L61 190H63L64 191V193H65V188H62L61 190L59 189V188H57ZM206 189V188H205ZM51 190V189H50ZM56 190H55V192H56ZM73 190H75V188H73ZM73 190L71 191V193H70V195H72V194H75L74 192H76V191H74L73 192ZM82 191H83V196L84 197H86V196H88V197H86V198H84V200H86V199H88L89 198V196H90V199H91V197H93L92 196V193H89V192H91V191H89L88 192V190H87V192H86V190L84 191V189H81ZM80 190V191H81ZM165 190V189H164ZM226 190H227V188H226ZM22 191V190H21ZM39 191V190H38ZM92 191H93V189H92ZM201 191H203V190H201ZM205 191H207V190H205ZM210 191V190H209ZM209 191H207V192H209ZM84 192H86V193H84ZM226 192V191H225ZM18 193H21L20 191L18 192ZM41 193V192H40ZM44 193V192H43ZM134 193V192H133ZM132 193V194H133ZM136 193H138V192H136ZM141 193V192H140ZM149 193H152V191L151 192H149ZM204 193V192H203ZM203 193H201V194H203ZM227 193H229V192H227ZM240 193V192H239ZM44 194H46V193H44ZM49 194V193H48ZM51 194H53V193H51ZM60 194L62 195V196H60ZM88 194H90V195H88ZM129 194H131V193H129ZM135 194V193H134ZM171 194V193H170ZM204 194H206V193H204ZM209 194V193H208ZM230 194V193H229ZM18 196H21V195H19V194H17ZM23 195V194H22ZM66 195V194H65ZM147 195H149V194H147ZM151 195H153V194H151ZM151 195H149V196H151ZM51 196V195H50ZM125 196V195H124ZM148 196V198L150 199V197ZM206 196H207V194H206ZM17 197V196H16ZM41 197V196H40ZM52 197V196H51ZM60 197V198H59ZM64 197V196H63ZM62 197V198H63ZM144 196H140V194L138 195V194H135V195H127V198L125 199L124 197H123V199H124V201H123V205L122 206H124V207H121L120 209H119V207H118V210L116 209V211L112 214V216H111V218H109V222H111V224H109L110 226H108V227H105V228H101V229H99V228H89L88 230H87V228L85 227L86 225H85V223L83 224V226H84V228H82V227H80V224H78V223H76V224H71L69 221H67V220H65V223H64V226L63 227H61V228H56V229H54V230H52L50 233H49V231H48V236H46L47 238H46V240L48 241V243H49V247H48V243H47V249H46V251L44 252L43 251V255H41L40 256V259L39 260H37V256L35 257V260H34V258H32V257H34L35 255H37V254H33V253H35L34 251L37 249H33L34 251H32V252H30V255L31 254H33L34 256H32L31 255V259H30V261L32 262V259L34 260V262L36 263V264H184L185 263V261L187 260V258L188 257H190V256H193V257H201V256H203V255H206L207 257H205V259L204 260H206V262L204 263V262H202L203 264H241L240 262L242 261V262H244V263H250L251 261H253V259H254V255H255V253L253 252V251H251V249L249 250H245L246 252H245V254H244V256L242 257V260L241 261H239V259H237L238 257L237 256H235L234 257V255H236L235 253H236V251L237 250H235L236 249V247L238 246V247H242V245H244V243L245 242H243L242 240V238L240 237H238L237 238V235H236V231L237 230H239V227H240V221H239V219H241V216L239 215V213H238V211H239V209L242 207H238L239 209H237L236 207H234V206H237V205H235V203L234 202H232V204L230 205V206H228V210H225L224 208V210L226 211V212H228V213H225V214H232V216L230 215V218L228 217V218H223V220L224 221H227L229 224H231V226H230V231H229V233H228V235H225V234H223V231H221V229H219V228H216L217 227V225H215V222L214 221H212L214 218H212V216H211V218L210 219H208L209 221L206 223V225L204 224L203 225V223H202V226H204V227H202L201 226V229L203 228V231H204V233H205V235L206 236H208L209 238H207L206 240V242H202V241H200L198 238H196V237H194L193 235L194 234H196L195 232V230H198V229H200V227L198 228V229H196V228H194L195 227V225L193 226V227H189L188 229L186 228L185 230H183V228L181 227V228H179V227H177V228H173V227H162V224L160 223L161 221L160 220H158V221H160V222H158V226H157V224H156V227H151L150 225H148V224H144L145 223V221H144V225L145 226H140V224L138 225V219L139 220H141L142 218H140V217H137V220L135 219L136 218V216L138 215L137 213L139 212V215H140V213H141V215L143 216V212L145 211V210H149L148 209V207L150 208L151 206H148L147 208H146V206L147 205H145V202H146V198H144L145 199V201H144V199L142 200V198H143ZM153 197V196H152ZM18 198V197H17ZM38 198V197H37ZM37 198H35V199H37ZM94 198V197H93ZM92 198V199H93ZM235 198H237V197H234L233 199H235ZM42 199V198H41ZM49 199V198H48ZM51 199H54V198H51ZM64 199V198H63ZM89 199V200H90ZM148 199V200H149ZM153 199V198H152ZM204 200H205V198H203ZM24 200V199H23ZM47 200V199H46ZM147 200V201H148ZM237 200V199H236ZM33 201H34V199H33ZM37 201H40V200H37ZM43 201H44V199H43ZM49 201H51V200H49ZM72 201H73V199H72ZM150 201V200H149ZM223 201V200H222ZM34 202H36V201H34ZM56 201H54V203H55ZM61 202V201H60ZM68 202V201H67ZM153 202H154V200H153ZM152 202V200H151V203H153ZM239 202H241V201H239ZM32 202L30 201V204H31ZM46 203V202H45ZM69 203V202H68ZM67 203V204H68ZM151 203H150V205H151ZM237 203V202H236ZM48 204V203H47ZM53 206H51V208H54V204L53 203H51ZM58 203H55V205H57ZM67 204H64V205H66L65 207L67 208ZM147 204H149V203H147ZM154 204V203H153ZM181 205H179V207H180V211L182 210V208L183 207H187V205L185 206H182L183 204L182 203H180ZM240 204V203H239ZM33 205V204H32ZM43 205H44V203H43ZM49 205V204H48ZM63 205V204H62ZM63 205V206H64ZM76 205V204H75ZM86 205V204H85ZM85 205H84V207H79L78 209H79V212L81 213V215L80 216H82V217H84V212H86V211H83V210H85L84 208H85ZM155 205V204H154ZM243 205V204H242ZM47 206V205H46ZM73 206V205H72ZM72 206H70V205H68V208H71ZM157 206V205H156ZM155 206V207H156ZM246 206V205H245ZM37 207V206H36ZM43 207H45V206H43ZM58 207L59 206H57L56 208L58 209ZM75 207V206H74ZM77 207V206H76ZM75 207V208H76ZM154 207V206H153ZM170 207H172V206H170ZM178 207V206H177ZM178 207V208H179ZM62 208V207H61ZM66 208H64L65 209V213H66V211L68 210H66ZM82 208H83V210H82ZM168 207H166L165 209H167ZM184 208V209H185ZM189 208V207H188ZM216 208V207H215ZM63 209V210H64ZM72 209H73V207H72ZM81 209V210H80ZM151 209V208H150ZM245 209V210H246ZM252 209H254V210H252ZM39 210V209H38ZM86 210H87V207H86ZM152 210V209H151ZM150 210V211H151ZM155 211L157 210V209H154ZM177 210H179V209H177ZM196 210V209H195ZM212 211H209V213H211V214H213V213H215L216 211L212 208L211 209ZM217 210V209H216ZM223 210V211H224ZM241 210V209H240ZM244 210V211H245ZM52 211H54L53 209H52ZM60 211V210H59ZM122 211H124L125 212V215H122V214H124V212H122ZM176 211V210H175ZM187 212V214L189 215V217L191 218V217H194V215H195V212L196 211H194L193 210V208L192 209H188V210H184L183 212ZM244 211L243 212H241L242 214L244 213ZM47 212V211H46ZM73 212V211H72ZM78 212V214H80ZM88 212V211H87ZM136 213L135 215H134V213ZM152 212H153V210H152ZM207 212V211H206ZM213 212V213H212ZM255 212V211H254ZM69 213V212H68ZM91 213V212H90ZM93 213V212H92ZM155 213V212H154ZM157 213H158V211H157ZM175 213V212H174ZM179 214H181V212H178ZM208 213V212H207ZM256 213V212H255ZM35 214V213H34ZM62 214L63 215H65L63 212H62ZM73 214H75V213H73ZM88 214L89 213H87V217H88ZM200 214V213H199ZM223 214V213H222ZM55 215H58V213H56ZM59 215H61V214H59ZM77 215V214H76ZM111 215V214H110ZM110 215H109V217H110ZM138 215V216H139ZM145 215V214H144ZM187 215V216H188ZM215 215V214H214ZM220 215V214H219ZM255 215V214H254ZM255 215V216H256ZM263 215V214H262ZM37 216V215H36ZM51 216V215H50ZM66 216V215H65ZM79 216V217H80ZM141 216V217H142ZM157 216V215H156ZM197 216V215H196ZM207 216V215H206ZM205 216V217H206ZM59 217V216H58ZM69 218H70V216H68ZM90 217H91V215H90ZM89 217V218H90ZM94 214H93V221H95V219H94ZM145 217V216H144ZM143 217V218H144ZM240 217V218H239ZM243 217V216H242ZM253 217V216H252ZM50 218V217H49ZM51 218H52V216H51ZM54 218H56V217H54ZM60 218H62V217H60ZM77 217H75V219H76ZM208 218V217H207ZM83 219V218H82ZM81 219V217H80V221L82 220ZM85 219H86V217H85ZM155 219V218H154ZM184 219H187V218H184ZM199 219V218H198ZM212 219V220H211ZM244 219H246V216H245V218ZM256 219V218H255ZM254 219V220H255ZM27 220V219H26ZM35 220V219H34ZM33 220V221H34ZM63 220V222H64V219H62ZM69 220V219H68ZM90 220V219H89ZM142 220H144V219H142ZM162 220V219H161ZM189 219H187L186 221H188ZM201 220V219H200ZM199 220V221H200ZM222 220V221H223ZM242 220V219H241ZM256 220H258V219H256ZM58 221V220H57ZM86 221V220H85ZM84 221V222H85ZM88 221V220H87ZM157 221V220H156ZM163 221V220H162ZM190 221V220H189ZM202 221V220H201ZM27 222L29 223V221L27 220ZM52 222H53V220H52ZM55 223H57L56 221H54ZM92 222V221H91ZM140 222V221H139ZM212 222H214V223H212ZM256 222V221H255ZM88 223V222H87ZM96 223V222H95ZM159 223H160V225H159ZM185 223V222H184ZM222 223V222H221ZM221 223H219V224H221ZM226 223V222H225ZM61 224H63V223H61ZM108 224H106V225H108ZM153 224V223H152ZM178 224V223H177ZM188 224V223H187ZM217 224V223H216ZM82 225V224H81ZM88 225V224H87ZM164 225V224H163ZM170 225V224H169ZM222 225V224H221ZM51 226V225H50ZM50 226H48V227H50ZM62 226V225H61ZM93 226V225H92ZM95 226V225H94ZM93 226V227H94ZM101 227L103 226V225H100ZM216 226V227H215ZM88 227H89V225H88ZM176 227V226H175ZM29 229H30V227H28ZM221 228V227H220ZM228 228V227H227ZM200 229V230H201ZM24 230H25V227H24ZM45 230H46V228H45ZM48 230V229H47ZM26 231V230H25ZM225 231V230H224ZM42 233V232H41ZM44 234H45V232H44ZM46 235H47V232H46ZM199 235V234H198ZM223 235H225V237H230V239H227V238H225ZM20 236V235H19ZM42 236V235H41ZM205 236V237H206ZM234 237H236V239L234 238ZM44 238H45V236H44ZM234 238V239H233ZM33 239H37V238H33ZM200 239H202V238H200ZM234 240V241H233ZM235 240H237V241H235ZM250 240V239H249ZM37 241H40V240H37ZM44 242H45V240H43ZM36 242V241H35ZM243 242V243H242ZM248 242V241H247ZM252 242V241H251ZM248 243H250V241L248 242ZM248 243H246V244H248ZM259 243V242H258ZM33 244V243H32ZM36 244V243H35ZM44 244L45 243H43V246H44ZM249 245V244H248ZM252 245V244H251ZM255 245V244H254ZM253 245V246H254ZM256 245H257V243H256ZM35 246V245H34ZM250 246V245H249ZM36 247V246H35ZM39 247V246H38ZM67 247V248H66ZM243 247H245V246H243ZM248 247V246H247ZM252 247V246H251ZM250 247V248H251ZM262 247H263V245H262ZM33 248V247H32ZM66 248V249H65ZM254 248V247H253ZM40 249H41V247H40ZM237 249H239V248H237ZM260 249V248H259ZM66 250V251H65ZM234 250H235V253H234ZM264 250V249H263ZM38 251V250H37ZM36 251V252H37ZM241 251V250H240ZM259 251V250H258ZM261 251H262V249H261ZM237 252H239V251H237ZM262 252H264V251H262ZM38 253V252H37ZM234 253V254H233ZM27 254H29L28 252H27ZM29 255V256H30ZM261 255V254H260ZM199 257V258H200ZM256 257V256H255ZM59 259V260H57V261H55V262H51V260H56V259ZM233 258H235V259H233ZM256 258H258V257H256ZM237 259V260H236ZM241 259V258H240ZM26 261H28L27 259H26ZM30 261H28V262H30ZM33 263V262H32ZM34 264V263H33ZM195 264H197V263H195ZM243 264V263H242Z\"/></svg>",
    "mask_w": 264,
    "mask_h": 264
}]
</instances>
